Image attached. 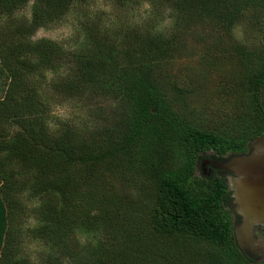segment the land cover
Segmentation results:
<instances>
[{
    "label": "trees",
    "instance_id": "trees-1",
    "mask_svg": "<svg viewBox=\"0 0 264 264\" xmlns=\"http://www.w3.org/2000/svg\"><path fill=\"white\" fill-rule=\"evenodd\" d=\"M29 1L34 7L30 22L15 17L16 9ZM112 1L123 7L138 2ZM148 1L153 8L169 4L195 18L164 42L128 25L110 28L87 14L82 21L85 41L70 49L30 36L73 4L89 5V0H0V11L12 15L0 18V264H19L14 246L19 212L25 210L21 196L29 187L42 201L33 212L44 224V237L63 243L71 223L97 235L96 245L86 246L83 264H148L130 237L133 225L114 189L116 171L153 183L154 234L198 241L206 251V264H264L251 259L236 241L225 179L202 169L198 173L205 154L244 152L250 141L264 135V125L230 136L180 118L165 91L166 79L173 75L168 68L162 70L176 52L190 49L189 38L198 35L204 41L205 34L196 28L200 22L210 35L204 52L208 68L219 71L230 59L243 68L247 50L226 47L220 29H231L246 4L264 5V0ZM127 53L132 62L122 63L120 54ZM64 65L66 71H61ZM229 66L233 74L235 63ZM174 86L178 94L189 92L176 82ZM241 86L264 120V64L247 72ZM67 97H75L85 109L99 101H119L129 124L114 144L82 140L64 126L53 130L55 104ZM30 175L33 182L27 181Z\"/></svg>",
    "mask_w": 264,
    "mask_h": 264
},
{
    "label": "rangeland",
    "instance_id": "rangeland-1",
    "mask_svg": "<svg viewBox=\"0 0 264 264\" xmlns=\"http://www.w3.org/2000/svg\"><path fill=\"white\" fill-rule=\"evenodd\" d=\"M88 4H73L53 22L38 27L31 34V39H51L66 48H76L85 41L82 21L89 14L93 19L100 17L110 28H120L121 25L125 28L128 25L134 31L151 33L167 42L179 32L182 33V28L189 23L187 20L195 18L187 11L177 10L169 4L153 8L148 0H138L125 7L116 5L112 0H89ZM246 5L242 7L243 11L236 17L231 29H220L228 40L226 47L247 50L243 68L240 61L234 59L224 61L219 71L208 68L210 63L204 60V52L210 35L208 27H201L203 23L199 19L196 28L205 34L204 41L198 35L189 38V50L176 52L174 59L162 64V70L168 68L173 75L166 79L165 91L167 98L173 102L172 108L176 115L206 130L230 136H241L264 125V120L252 107L248 92L244 87H239L247 72L258 71L259 66L264 64V24L260 22L264 20V5L252 2ZM33 9V1H29L16 9L14 16L30 22ZM0 18L9 20L12 15L0 11ZM127 55L120 54L122 63L132 62V58ZM229 62L235 63L233 74L229 72ZM65 66L60 70L66 71ZM175 82L189 92L176 93ZM123 111L124 105L119 101H99L97 106L85 109L81 108L75 97H67L56 102L55 121L51 125L53 130L62 129L63 126L69 128L82 140L95 139L103 143L109 140L114 144V139H118L129 124ZM209 155L205 154L202 160L208 159ZM201 169L208 175L209 166H202L198 173L202 172ZM113 177L114 189L122 199L120 205L125 206L127 220L133 225L130 237L139 245L146 263L206 264V251L198 241L153 233L151 217L157 198L153 183L143 176L121 171H116ZM28 178L27 181H34L33 175ZM21 198L25 210L19 212V237L14 246V258L19 264H83L86 246H95L97 235L84 229L81 224L71 223L64 242L56 243L44 237V224L38 214L33 212V209L42 205V201L33 197L30 187ZM232 218L234 221L233 214Z\"/></svg>",
    "mask_w": 264,
    "mask_h": 264
},
{
    "label": "water",
    "instance_id": "water-1",
    "mask_svg": "<svg viewBox=\"0 0 264 264\" xmlns=\"http://www.w3.org/2000/svg\"><path fill=\"white\" fill-rule=\"evenodd\" d=\"M233 168L236 176H230L227 183L236 203L235 213L241 217L235 235L244 248L255 243L254 226L264 224V135L255 139L252 151L235 157ZM257 246L264 252V240Z\"/></svg>",
    "mask_w": 264,
    "mask_h": 264
},
{
    "label": "flooded vegetation",
    "instance_id": "flooded-vegetation-1",
    "mask_svg": "<svg viewBox=\"0 0 264 264\" xmlns=\"http://www.w3.org/2000/svg\"><path fill=\"white\" fill-rule=\"evenodd\" d=\"M254 141L255 139L248 143L247 149L244 152H231L222 157L220 156L214 157L209 155V158L203 161L202 166L204 165L209 166V172H208L209 176L210 175L222 176L225 179V181L228 182L230 176H236L233 168L235 157L252 151ZM226 204L227 207L230 209L231 213L234 215L233 222H234V231H235V227L238 226L239 223L241 222V217L235 213L236 203L234 201L232 191L229 195L228 200L226 201ZM253 238L255 240V243L248 244L244 248L241 247L237 237H236V241L239 247L241 248V250L244 251V253H246L251 259H253L255 262H264V252L261 249L257 248L258 241L264 240V224L259 223L254 226Z\"/></svg>",
    "mask_w": 264,
    "mask_h": 264
}]
</instances>
